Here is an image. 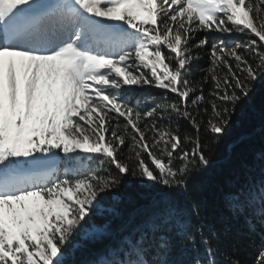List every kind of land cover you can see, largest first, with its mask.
<instances>
[{"label": "trees", "instance_id": "16d2710c", "mask_svg": "<svg viewBox=\"0 0 264 264\" xmlns=\"http://www.w3.org/2000/svg\"><path fill=\"white\" fill-rule=\"evenodd\" d=\"M149 10L124 11L142 35L117 46L128 75L65 128L100 147L68 152L40 190L83 195L37 240L18 237V257L0 228V264H40L36 250L50 264H264V0H220L206 18Z\"/></svg>", "mask_w": 264, "mask_h": 264}, {"label": "rangeland", "instance_id": "374dc122", "mask_svg": "<svg viewBox=\"0 0 264 264\" xmlns=\"http://www.w3.org/2000/svg\"><path fill=\"white\" fill-rule=\"evenodd\" d=\"M164 1L174 12L195 18L212 16L220 3ZM155 4L156 0H0V30H5L4 34L0 31V130L4 132L0 139L5 142L0 144V156H6L5 148L24 156L22 165L0 162V180H5L0 187L8 189L24 180L35 184L0 194V228L6 230L3 248L9 256L18 257L22 241L37 240L54 220L68 218V202L83 195L77 197L69 188L59 197L45 199L41 186L51 181L63 161L43 171L36 168L35 174L25 162L39 152L77 154L80 148V153L89 155L100 147L87 140L77 144L65 128L73 116L79 121L97 109L98 97L105 90L118 89L128 75L116 49L125 46L122 40L141 45L142 35L123 21L124 11L143 19ZM166 78L162 75L160 81ZM53 160L45 158L39 163ZM102 231L92 225L86 228V235ZM52 250L57 253L55 246ZM35 254L40 264H50L40 251Z\"/></svg>", "mask_w": 264, "mask_h": 264}, {"label": "water", "instance_id": "95a60500", "mask_svg": "<svg viewBox=\"0 0 264 264\" xmlns=\"http://www.w3.org/2000/svg\"><path fill=\"white\" fill-rule=\"evenodd\" d=\"M45 158H54V160L46 165H41V163H39L40 160L45 159ZM62 156L55 152V151H49V152H41L36 154L33 159H32V167L34 168H47V167H54L57 164H59V162L61 161Z\"/></svg>", "mask_w": 264, "mask_h": 264}, {"label": "bare ground", "instance_id": "6f19581e", "mask_svg": "<svg viewBox=\"0 0 264 264\" xmlns=\"http://www.w3.org/2000/svg\"><path fill=\"white\" fill-rule=\"evenodd\" d=\"M2 30H3V31H2ZM0 31H1V34H2V33H3V34L5 33V30H4V29H1ZM5 38H6V37H5ZM34 51H36V53H37V54H40V53H41L40 55H43V54H42V52H41V50L34 49ZM41 57H42V56H41ZM41 57H40V58H41ZM45 57H46V56H45ZM41 59H42V58H41ZM41 59H38V60H39L40 62H44V61H45V60H44V61H42ZM31 87L33 88V87H34V85L32 84V86H31ZM34 169H36V168H33V169H32V170H33V172H32V173H34V174H35V173H36V171H35ZM43 170H44V169H42L41 171H43ZM28 172H30V171H28ZM30 173H31V172H30ZM4 181H5V180H0V183H2V182H4Z\"/></svg>", "mask_w": 264, "mask_h": 264}]
</instances>
